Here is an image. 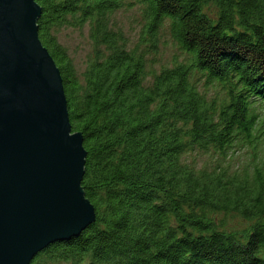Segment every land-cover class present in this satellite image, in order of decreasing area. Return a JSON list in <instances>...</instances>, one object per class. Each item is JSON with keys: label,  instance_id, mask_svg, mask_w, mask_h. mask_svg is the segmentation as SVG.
Segmentation results:
<instances>
[{"label": "trees", "instance_id": "obj_1", "mask_svg": "<svg viewBox=\"0 0 264 264\" xmlns=\"http://www.w3.org/2000/svg\"><path fill=\"white\" fill-rule=\"evenodd\" d=\"M35 1L95 221L29 264H264V166L223 163L264 139V0ZM126 6L140 7L138 44L113 20ZM163 26L184 56L156 69ZM65 27L87 28L81 71L58 41Z\"/></svg>", "mask_w": 264, "mask_h": 264}, {"label": "water", "instance_id": "obj_2", "mask_svg": "<svg viewBox=\"0 0 264 264\" xmlns=\"http://www.w3.org/2000/svg\"><path fill=\"white\" fill-rule=\"evenodd\" d=\"M40 14L35 0H0V264H29L95 221L83 136L38 37Z\"/></svg>", "mask_w": 264, "mask_h": 264}, {"label": "rangeland", "instance_id": "obj_3", "mask_svg": "<svg viewBox=\"0 0 264 264\" xmlns=\"http://www.w3.org/2000/svg\"><path fill=\"white\" fill-rule=\"evenodd\" d=\"M113 20L116 26L121 29L128 42H131V44L139 43L143 29L140 7H123L114 13ZM57 37L58 41L66 48L77 70L81 71L85 66L86 56L90 50L87 28L65 27L59 31ZM141 46H144V44ZM183 56L184 53L170 36L167 27L163 26L157 33L155 47L151 49L147 56L148 62L152 61L151 65L159 69L160 66L171 64L173 60H182ZM200 83L204 84V81L201 80ZM215 89V84L208 86V94H212ZM255 148L230 149L223 163L229 165L231 168H252L254 165L264 166V139L258 142ZM189 156H191L189 158L194 157L199 164L205 161L209 164L214 161V157L211 158L209 154L191 153Z\"/></svg>", "mask_w": 264, "mask_h": 264}]
</instances>
